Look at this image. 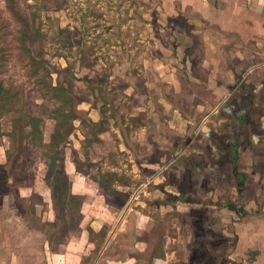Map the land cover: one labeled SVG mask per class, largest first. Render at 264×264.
<instances>
[{
    "label": "crops",
    "instance_id": "0c3cea01",
    "mask_svg": "<svg viewBox=\"0 0 264 264\" xmlns=\"http://www.w3.org/2000/svg\"><path fill=\"white\" fill-rule=\"evenodd\" d=\"M144 1L148 51L138 70L117 73L129 111L135 104L148 116L131 137H148L158 154L148 169L158 171L145 204L138 196L110 226L101 217L111 196L94 193L100 183L70 166L65 182L70 198H82L80 221L59 249L45 243L46 264H264V0ZM78 109L95 123L105 116L95 100ZM10 248L0 241V264H24Z\"/></svg>",
    "mask_w": 264,
    "mask_h": 264
},
{
    "label": "rangeland",
    "instance_id": "374dc122",
    "mask_svg": "<svg viewBox=\"0 0 264 264\" xmlns=\"http://www.w3.org/2000/svg\"><path fill=\"white\" fill-rule=\"evenodd\" d=\"M145 6L144 0H0V241L13 247L10 258L19 252L24 264H46L45 243L57 250L77 230L82 198L68 196L70 166L100 183L90 187L94 193L111 196V212L101 217L110 226L121 223L138 196L135 203L145 204L148 177L158 171L148 162L158 154L147 136L131 137L148 116L135 104L129 111L126 78L117 73L138 70L148 51ZM84 99L100 102L103 129L78 109ZM108 130L115 135L102 137ZM109 225L96 235L99 242Z\"/></svg>",
    "mask_w": 264,
    "mask_h": 264
},
{
    "label": "trees",
    "instance_id": "16d2710c",
    "mask_svg": "<svg viewBox=\"0 0 264 264\" xmlns=\"http://www.w3.org/2000/svg\"><path fill=\"white\" fill-rule=\"evenodd\" d=\"M90 123L92 125H94V126L95 125H97V126L99 125L103 129V121H101L100 123H95V122L90 121ZM33 128H34V130H37V132H39V130L37 129V126H34ZM54 165H55V162L53 160H51V162H50V168H53ZM173 199L176 200L177 197L169 194L168 195V200H173Z\"/></svg>",
    "mask_w": 264,
    "mask_h": 264
}]
</instances>
